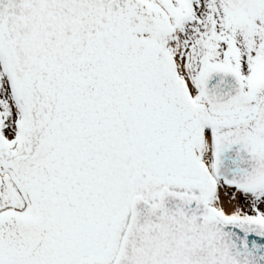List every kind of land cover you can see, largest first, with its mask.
I'll list each match as a JSON object with an SVG mask.
<instances>
[{
	"label": "snow or ice",
	"instance_id": "snow-or-ice-1",
	"mask_svg": "<svg viewBox=\"0 0 264 264\" xmlns=\"http://www.w3.org/2000/svg\"><path fill=\"white\" fill-rule=\"evenodd\" d=\"M0 264H264V0H0Z\"/></svg>",
	"mask_w": 264,
	"mask_h": 264
}]
</instances>
